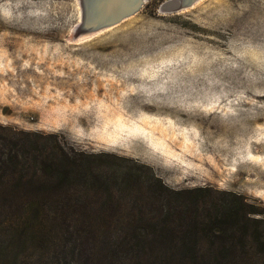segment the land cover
Returning <instances> with one entry per match:
<instances>
[{"label": "rangeland", "instance_id": "rangeland-1", "mask_svg": "<svg viewBox=\"0 0 264 264\" xmlns=\"http://www.w3.org/2000/svg\"><path fill=\"white\" fill-rule=\"evenodd\" d=\"M161 1L69 39L76 0H0V123L94 153L91 210L149 211L154 177L264 216V0Z\"/></svg>", "mask_w": 264, "mask_h": 264}, {"label": "trees", "instance_id": "trees-1", "mask_svg": "<svg viewBox=\"0 0 264 264\" xmlns=\"http://www.w3.org/2000/svg\"><path fill=\"white\" fill-rule=\"evenodd\" d=\"M60 136L0 123V264H264V216L246 196L153 177L163 194L127 198L149 211L91 210L89 191L107 188L94 153Z\"/></svg>", "mask_w": 264, "mask_h": 264}, {"label": "water", "instance_id": "water-1", "mask_svg": "<svg viewBox=\"0 0 264 264\" xmlns=\"http://www.w3.org/2000/svg\"><path fill=\"white\" fill-rule=\"evenodd\" d=\"M79 19L72 26L69 39L82 33L97 31L117 23L135 13L146 0H76ZM197 0H162L157 5L161 12H174L186 8Z\"/></svg>", "mask_w": 264, "mask_h": 264}, {"label": "bare ground", "instance_id": "bare-ground-1", "mask_svg": "<svg viewBox=\"0 0 264 264\" xmlns=\"http://www.w3.org/2000/svg\"><path fill=\"white\" fill-rule=\"evenodd\" d=\"M92 32H93V31H90V32H87V33H82V34L78 35L76 38H79L80 36H81V37H84V36H87V35L91 36L90 34H91ZM96 32H97V31H96Z\"/></svg>", "mask_w": 264, "mask_h": 264}]
</instances>
